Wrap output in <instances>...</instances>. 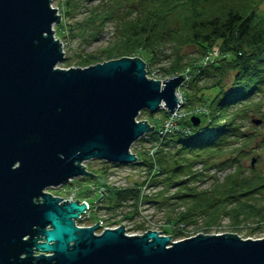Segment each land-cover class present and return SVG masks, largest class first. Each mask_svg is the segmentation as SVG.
<instances>
[{"label":"water","instance_id":"obj_1","mask_svg":"<svg viewBox=\"0 0 264 264\" xmlns=\"http://www.w3.org/2000/svg\"><path fill=\"white\" fill-rule=\"evenodd\" d=\"M59 22L50 0H0V264H264V238L171 242L159 231L126 235L122 225L96 233L98 222L76 225L86 202L44 192L77 177L102 183L85 161L135 164L131 145L153 130L136 117L172 113L182 81L147 78L135 56L59 69Z\"/></svg>","mask_w":264,"mask_h":264},{"label":"trees","instance_id":"obj_2","mask_svg":"<svg viewBox=\"0 0 264 264\" xmlns=\"http://www.w3.org/2000/svg\"><path fill=\"white\" fill-rule=\"evenodd\" d=\"M91 1H59L64 23L59 22L58 30H65L70 39L91 42L110 22L115 40L99 54L67 58L66 66L137 55L147 66L169 59L158 68L164 79L185 69L194 71L184 93L187 115L179 130L163 137L152 130L148 139L140 138L154 149L152 156L144 146L133 152L138 162L132 165L145 169L148 187H162L143 201L165 209V223L182 224L184 231L200 221L197 229L209 233L221 218L243 237L264 229L240 228L264 224V170L246 165L252 155L264 153V128L260 131L249 121L257 115L264 126V0H100L83 20L69 23L81 5ZM187 46L195 48V58L181 53ZM215 46L216 63L198 67ZM196 107L202 109L199 114L194 113ZM144 113L147 121L155 120L156 113ZM157 113L158 121L167 115ZM194 114L200 119L197 126L189 121ZM217 172L223 173L221 178ZM207 180L208 187L200 188ZM137 198L135 189L117 192L115 205ZM180 235L174 232L172 237Z\"/></svg>","mask_w":264,"mask_h":264},{"label":"rangeland","instance_id":"obj_3","mask_svg":"<svg viewBox=\"0 0 264 264\" xmlns=\"http://www.w3.org/2000/svg\"><path fill=\"white\" fill-rule=\"evenodd\" d=\"M59 1L61 0H50V3L52 8L57 9L58 15L60 16V22H62L63 24L64 19L61 13V6L58 5ZM99 1L100 0H93L90 3L84 2L81 5V7L77 9L75 17L71 19L69 23L78 20H83V18H85L87 15L88 8L98 3ZM59 24L60 23L53 25L52 27L55 38L61 44L60 46L64 57L63 60L57 64V68L59 69L81 67V66H76L73 63L70 66H66L67 58L69 60L76 58L77 56L81 57L87 54H99L100 52H102L101 51L102 49L112 44L115 40L113 36L114 25L110 22L103 27V30L101 31V34L99 35L98 39L93 40L91 42H86L77 37L70 39L69 37H67L65 30L63 31L58 30ZM215 49L217 50V53H219L218 48L215 46L212 47L207 52V54L212 50L215 51ZM180 51L182 54H186L188 58L196 57L194 47L191 46L183 47ZM165 54H168V51ZM207 54L205 56H207ZM135 57H139V56L135 55ZM218 58L219 55L217 54V56L213 59H210L208 61L209 63H207L204 67L202 65V61H200L198 67L200 68L209 67L212 64H215ZM168 60L169 59L165 58L159 64H153L151 66H147L146 62L143 60L145 64L146 77L151 79H156L159 81L164 79L160 75L158 68L165 66L166 65L165 63ZM101 62L103 61H100L98 63ZM178 75L182 77V81L176 89V96L177 98H180L182 102V105L180 106L178 112V114L181 115V114H186V110L183 108L184 93L188 91L187 87L188 84L193 79L194 71L185 69L182 73L177 74L175 76ZM204 93L210 94L211 91L210 92L204 91ZM197 109L198 107H196L194 111ZM159 110H163V109H159ZM144 111L140 112L141 115L139 113V115L136 117V121L145 120L144 122H146L149 126H152L153 130H155V132L158 135L163 133L165 130L164 128L167 126L166 124H169L170 121V115L168 114V112L166 110H163L166 112L167 115L165 118H163L160 121H158L160 115L157 113V111L154 112L156 113L154 115L155 120L153 122H149L146 119H144L146 117V113H144ZM252 119H259V120L261 119L257 115H252L250 116L249 121H250V126L257 128L260 131L263 130L264 126L261 124L258 126H254L251 121ZM180 120L181 117L179 116L175 122L179 123ZM143 146L144 145L142 144V142L137 140L131 145L130 152L134 154L133 153L134 150H143ZM144 147L146 148L145 152H147L148 155L152 156L154 149L148 148L150 147V145ZM254 155H257L256 156L257 160L254 166H256V168L260 170H264V153L261 152V153H256ZM254 155H252L250 159L254 157ZM250 159L246 160L247 166L250 165ZM137 160L138 159L136 157V162H138ZM83 166L85 170L90 172L92 175L101 176L102 183L100 182L98 177H77L71 179L66 184H63L59 187L47 188L44 190L45 193H48L54 197H60L65 200L73 199V200H78L80 202L85 201L88 204V210L85 212V214L81 216L80 219L76 221V225L79 227L93 226L96 224V222H98L97 225L100 226H98L96 233H99L104 228H115L120 225L123 226L126 235H142L147 230L159 231L158 233H160L161 235L169 236L171 242H176L191 237L198 233L236 234L232 232L233 226L226 218H221L217 223V225H214V227L211 228V231L209 233H203L202 230L197 229L201 225L200 221H198L195 226L187 227L185 231H184V225L182 224L175 225L174 223H165V219L168 212L166 213L165 209L159 208L157 204L143 201L145 196L149 197L151 194H155L162 187L160 186L148 187V182H147L149 180L148 176L146 175L145 169L140 166H133L132 164L115 165V164H109L103 162L102 160L85 161L83 162ZM210 174L212 175L214 174V172H210ZM222 175H223L222 172L221 173L217 172L215 174V176H217L218 178H221ZM209 183H210L209 180L200 183L199 184L200 188H207ZM129 189L137 190V195H138L137 200L126 199L124 201L123 200L120 201L119 204L115 205V198L117 192L129 190ZM252 227L256 228L257 230H261L259 227L264 228V224L254 226L251 223H247L245 225L240 226L243 232L249 230ZM263 231L264 229H262L259 232H255V234L248 237H243L242 234H237V236H239L242 239H248V238L261 239L264 238ZM174 232L180 233L181 235L177 238H173L172 236Z\"/></svg>","mask_w":264,"mask_h":264},{"label":"built area","instance_id":"obj_4","mask_svg":"<svg viewBox=\"0 0 264 264\" xmlns=\"http://www.w3.org/2000/svg\"><path fill=\"white\" fill-rule=\"evenodd\" d=\"M217 50L215 49V51L214 50H212L211 52H209L208 54H207V56H204V58L201 60L202 61V65H203V67L207 64V63H209L208 61L210 60V59H213V58H215L216 56H217ZM178 100H179V103H178V106H177V108L172 112V113H170L169 115H170V121H169V124H166L167 126L164 128L165 130H164V132L163 133H161L160 135L163 137L164 135H165V133H169V132H172V131H174V130H178L179 129V126H178V124H177V122H175L176 121V119L180 116V117H184L185 116V114H181V115H179L178 114V112H179V108H180V106L182 105V102H181V99L180 98H178ZM202 111V109H197V110H195L194 111V113H200ZM144 138L145 139H148V136L147 135H144ZM69 200H73V199H69ZM88 209V208H87ZM87 211V210H86ZM85 214V213H84ZM82 216V215H81ZM81 216H80V218H81ZM79 218V219H80Z\"/></svg>","mask_w":264,"mask_h":264}]
</instances>
